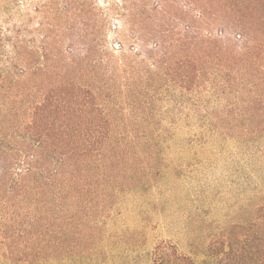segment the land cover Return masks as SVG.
Returning a JSON list of instances; mask_svg holds the SVG:
<instances>
[{
  "label": "trees",
  "instance_id": "1",
  "mask_svg": "<svg viewBox=\"0 0 264 264\" xmlns=\"http://www.w3.org/2000/svg\"><path fill=\"white\" fill-rule=\"evenodd\" d=\"M1 5L0 257L10 264L94 245L99 217L151 165L162 139L156 117L168 115L163 103L175 90L220 84L243 109L264 106V0ZM110 29L129 47H109ZM207 253L213 264H264V202L211 239ZM150 264L195 263L161 240Z\"/></svg>",
  "mask_w": 264,
  "mask_h": 264
},
{
  "label": "rangeland",
  "instance_id": "2",
  "mask_svg": "<svg viewBox=\"0 0 264 264\" xmlns=\"http://www.w3.org/2000/svg\"><path fill=\"white\" fill-rule=\"evenodd\" d=\"M1 3L7 0L0 2V17L6 15ZM119 40L126 48L132 42L117 30L107 31L109 47ZM220 76L226 84V76ZM205 85L175 90L174 100L163 103L169 113L156 117L162 139L154 159L141 168L139 182L120 191L99 217L94 245L82 255L42 264H150L161 240L175 244L195 264H213L210 240L229 224L251 218L264 202V106L249 103L243 109L233 92L220 95V84ZM259 89L264 97V83ZM0 264L10 263L0 257Z\"/></svg>",
  "mask_w": 264,
  "mask_h": 264
}]
</instances>
